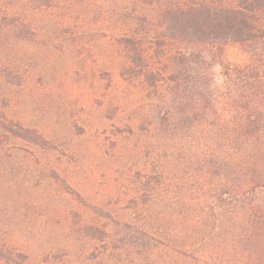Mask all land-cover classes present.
I'll list each match as a JSON object with an SVG mask.
<instances>
[{
  "label": "trees",
  "instance_id": "obj_1",
  "mask_svg": "<svg viewBox=\"0 0 264 264\" xmlns=\"http://www.w3.org/2000/svg\"><path fill=\"white\" fill-rule=\"evenodd\" d=\"M229 41L248 61L226 66L216 87ZM100 43L125 58L117 71L142 112L113 124L109 149L91 148L127 188L121 218L95 213L123 228L130 257L112 255L111 224L95 222L86 235L99 239L98 254L86 264H264V0H0V82L32 103L43 86L71 84V67L88 72L83 53ZM13 105L0 88V161L38 174L59 175L63 159L73 162L65 173L80 168V147L15 118Z\"/></svg>",
  "mask_w": 264,
  "mask_h": 264
},
{
  "label": "rangeland",
  "instance_id": "obj_2",
  "mask_svg": "<svg viewBox=\"0 0 264 264\" xmlns=\"http://www.w3.org/2000/svg\"><path fill=\"white\" fill-rule=\"evenodd\" d=\"M115 48L100 43L83 53L88 57L89 71L75 73L78 67H71L68 78L71 84L61 89L54 85L48 91L43 86L37 91L39 96L35 103L19 86L0 82L3 94L11 96L16 103L10 110L12 116L25 124L49 126L59 140L57 144L81 148L78 150L80 168L72 174L63 169L73 166V162L70 164L64 159L61 165L55 164L64 166L59 175L18 172L15 160L0 161V264H86V255H92L94 250L98 254L95 247L99 246V239L91 241L86 235L91 234L89 229L95 222L111 224L115 238L111 254L122 260L130 257L124 252V244L118 241L123 228L95 213L106 216L107 209H114V215L121 218L125 199L119 201V197L124 196L127 188L122 180L114 181L120 174L110 169L111 163L91 148L95 146L98 150L102 144L109 149L113 141L108 139L113 140L116 132L113 124L123 128L132 116L142 112V108H138L141 95L133 92L118 74L117 67L125 58ZM204 52L211 59L214 49L207 48ZM217 55L224 63L213 67L214 85L220 87L226 66L243 65L248 55L239 43L231 41L225 43ZM113 98L120 100L122 106L107 107V101ZM110 116L115 117L110 119ZM72 118H77L80 127L70 125ZM122 136L119 133L115 138ZM102 234L97 232V236ZM106 261V258H97L87 264Z\"/></svg>",
  "mask_w": 264,
  "mask_h": 264
}]
</instances>
